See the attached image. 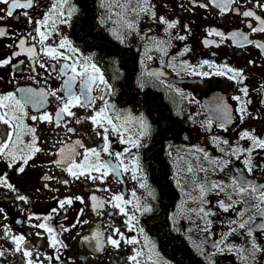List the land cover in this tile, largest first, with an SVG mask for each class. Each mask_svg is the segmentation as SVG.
Segmentation results:
<instances>
[{
    "label": "snow or ice",
    "instance_id": "snow-or-ice-1",
    "mask_svg": "<svg viewBox=\"0 0 264 264\" xmlns=\"http://www.w3.org/2000/svg\"><path fill=\"white\" fill-rule=\"evenodd\" d=\"M99 7L102 15L98 18V23L111 37L124 43L128 37L134 36L142 42L143 60L140 63L146 66L148 62L156 61L159 64V70H152L147 75L160 84H165L167 70H171L177 77L182 74L202 79L216 76L237 85L239 94L230 98L235 102V108L219 97L202 106L208 113L207 118L200 122L206 131H211L215 125L227 132L237 120L241 124L249 118L264 121V111L253 115L250 110L252 100L245 84L248 77L244 69L209 59H203L197 64L183 59L192 51L186 43L193 34L191 23H185L181 28L178 18L159 15L153 0H100ZM176 7L180 12L192 15H200L196 9L207 13L215 9L220 17L229 14L240 17L242 27L230 32L217 27L207 28L201 44L205 48L217 49L222 46L241 50L255 48L264 59V40L255 38L257 34L264 35V0H180ZM38 9L43 11L35 15ZM76 13L77 8L72 0H49L47 5H43L41 0H0V38L15 41L8 45L13 49L10 55L0 54V69L10 70L7 83L15 86L13 91L0 93V162L8 170L22 175L26 169L36 167L38 156L53 157L48 165L66 178L46 174L43 180H56L63 186L77 181L90 183L93 186L89 188L88 197L91 211L101 216L107 210L109 219L122 216L125 230L136 233L126 236L119 226L110 224L108 227L111 234H106L98 227L89 235L83 236L81 243L96 253L109 248L119 252L122 244L135 246L132 255L126 257L131 264H142L141 258H144L143 264H157L152 254L154 246L149 244L146 236L143 243L138 238L144 233V229L139 227L138 217L153 211L152 205L142 201L137 195L138 189H144L148 198H154L140 154V149L146 147L144 141L151 135L152 126L147 116L121 111L116 107L111 100L115 95L114 87L105 78L95 57L82 52L69 37L61 33L62 26H72ZM20 16L30 30L17 36L3 26L2 22ZM142 22H151V26L141 30ZM154 27H159L162 34H156ZM212 37L216 39H211ZM175 42H182L183 47L173 53ZM21 57L24 59H20ZM248 63L256 65L255 60H249ZM18 73L38 87L16 86ZM52 79L61 82L59 88L51 87L49 81ZM165 86L182 99H187L183 91L175 88L172 83ZM138 87L143 89L144 82L138 83ZM257 91L264 93V89ZM53 99L57 102L54 113L48 111L50 100ZM77 108L87 109L90 114L79 117L74 111ZM83 123L89 125L87 135L89 142L93 144L91 147L83 139H73L74 136L84 134L83 129L78 130L75 126ZM41 124L50 126L53 137L63 138L41 140L37 135ZM93 136L98 143L93 141ZM211 143L219 155L211 157L203 148L194 149V159L198 166L184 157H179L178 160L173 157L177 169L173 178L176 187L182 192L185 191V185L199 190V197H193V200H198L199 206L191 209L181 206L179 214L189 220L193 216L197 217L204 224L202 228L197 225L200 231L211 234L213 221L210 217L216 213L207 207L211 201L206 197L209 192L223 193L225 199L217 201L219 209L224 213L234 211L236 218L229 221L228 231L218 241L212 242L213 251L206 252L202 247L204 241L201 245H196V251L204 256L206 264H216L214 257L225 253L233 254L240 264H253L257 254L264 253V246L256 242L257 233L264 236V184L251 179L257 173L264 176V133L258 135L254 128L243 129L237 133L233 142L212 136ZM44 144L49 147L45 149L42 146ZM116 145L120 146L119 149ZM169 156L172 157L173 154L169 152ZM201 160L207 161L213 172L223 173L228 169V181L206 184L204 177L197 175L208 171L204 164L199 163ZM237 162L240 167L236 166ZM232 171L235 175H231ZM182 173L186 174L183 183ZM109 177L122 185L127 181L133 182L134 187L127 192L128 199L125 198V191H112L108 186ZM44 187L49 188V184L45 183ZM4 190L12 193V200L22 202L23 205L30 203L27 196L19 193L7 173L0 170V195L5 194ZM101 192L108 195L102 197L96 194ZM74 202L84 205L85 199L79 195L56 199V206L47 214H26L25 221H18L27 222L31 228L36 229L34 233L16 234L12 232L10 225L0 224V232H3L0 240L11 244L10 248L0 245V264H4L7 256L17 254L20 256L18 264H45V261L48 264H65L62 249H67L68 245L60 237L89 224V221L81 219L85 214L84 207L77 211L76 219L70 226L60 224L53 227L51 221L62 214L66 219V213ZM24 212L27 213V209ZM0 215L4 219L8 218L3 207H0ZM172 218H176V213ZM233 234L247 236L248 247L230 243L228 237ZM30 235L41 240L47 237L52 254L44 255L34 249L26 238ZM41 255H44L43 260L40 259Z\"/></svg>",
    "mask_w": 264,
    "mask_h": 264
},
{
    "label": "flooded vegetation",
    "instance_id": "flooded-vegetation-1",
    "mask_svg": "<svg viewBox=\"0 0 264 264\" xmlns=\"http://www.w3.org/2000/svg\"><path fill=\"white\" fill-rule=\"evenodd\" d=\"M78 1L83 3L81 9L76 5ZM86 1L89 3L94 2L92 13L94 14L95 22L100 28L99 30L103 31L97 32L94 44H89L83 38V47H77L85 54L95 57V61L101 67L105 78L112 83L115 95L111 97V100L116 107L121 111L147 116L152 126L151 135L146 137L144 141L146 147L140 149V154L147 183L149 189L154 193V198H148L147 191L144 189H138L137 195L142 201L150 203L153 211L138 217L139 227L144 229V233L140 234L138 238L143 243L146 236L149 244L154 246L152 254L153 260L157 264H206L204 256H201L196 251V245H201V242L204 241L202 247L206 252L213 251L211 248L212 242L218 241L220 236L228 231L229 221L236 218V213L234 211L222 212L218 207L217 201L225 199L224 194L209 192L206 199L211 201V203L207 207L216 213L210 217L213 221L211 234L200 231L204 224L197 217L193 216L189 220L184 215H180L181 206L185 209L199 206L198 200H193V197H199V190L192 188L191 185H185V191L182 192L176 187L173 178L177 169L173 163V157L177 160L179 157H184L192 160V163L198 166V162L194 159V149L203 148L211 157L219 155L211 143L212 136L226 138L233 142L236 140L238 132L243 129L253 128L260 135L264 133V121H256L249 118L241 124L237 120L227 132L217 128L215 125L211 131H206L200 124L208 116L206 109L202 106L219 97L227 100L235 108V102L230 98L239 94L237 85L226 78L216 76L202 79L182 74L177 77L171 70H167L168 75L165 78V84H160L147 75L152 70H159V64L156 61L148 62L146 66L140 63L143 60L141 41L133 36L128 37L124 43H120L114 37H111L98 23V18L102 15V10L99 7L100 0H72L77 8L72 25L79 19L78 13H90L91 15V9L87 8ZM179 2L180 0H153L159 15L178 18L181 28L183 24L191 23L193 34L186 43L191 47L192 51L183 59H187L192 64H197L203 59H209L214 60L216 63L227 62L234 68L244 69L248 77L245 84L249 88L252 100L250 110L253 115L264 111V93L257 91V89H264V66H261L264 65V59L261 58L259 50L255 48L241 50L228 46H222L218 49L205 48L201 44L207 28L217 27L225 32H230L233 29L242 27L241 18L231 14L220 17L215 9L211 10L210 13L202 9H196L200 15L180 12L176 7ZM41 3L47 5L49 0H41ZM40 11H43V9H38L35 15H39ZM2 23L10 32H15L17 36L21 32L30 30L22 16L7 19ZM149 26H151V22H142L140 24L141 30H146ZM71 27L62 26L60 31L63 35L69 37L76 46L72 37ZM154 31L158 35L162 34L159 27H154ZM102 36L104 39H101ZM255 38L264 40V35L257 34ZM211 39L216 38L212 37ZM14 42L11 38H0V54L10 55L13 49L9 48L8 45L14 44ZM182 47V42H175L172 52L176 53ZM213 52H215V55H212ZM20 59H24V57ZM249 60H255L256 65H250L248 63ZM9 71V69H0V93L13 91L15 88L13 84L7 83L10 78ZM17 77L18 85L16 86L38 87V85L33 84L32 81L24 78L19 73ZM140 82L145 84L143 89L138 87ZM49 83L53 88H59L61 85V82L56 79L50 80ZM167 83H172L175 88L181 89L187 99H182L175 92L170 91L165 86ZM190 100H193V102H189ZM56 103L54 99L50 100L49 112H55ZM163 108H165L164 111ZM74 111L79 117L90 114L87 109L77 108ZM29 112H32L30 108ZM29 123L31 122L29 121ZM75 126L78 130L83 129L84 134L74 136L73 139H83L89 147L93 146L89 142L87 135L89 125L83 123ZM37 135L40 136L41 140L63 138L53 137L50 126L44 124H41L37 129ZM93 141L98 143L94 136ZM42 146L45 149L49 147L47 144ZM116 147L119 149L120 146L116 145ZM169 152L173 154L172 157L169 156ZM52 158L45 155L38 156L35 161L36 167L26 169V172L22 175H17L13 170H8L4 167V163L0 162V170L7 173L19 193L27 196L30 201L29 204L23 205L22 202L12 200V193L4 190L5 194L0 195V207L5 209L8 218L4 219L0 215V224L10 225L12 232L16 234L34 233L36 229L31 228L27 222L18 223V221H25L26 214H47L52 207L56 206V199L79 195L84 197V205L74 202L66 213V219L65 215L62 214L51 221L53 227H58L60 224L70 226L76 219L77 211L81 207L85 209V214L81 219L89 221V224L74 229L70 233H64L60 237L68 245L67 249H62V257L65 264H131L126 257L132 255V249L135 246L122 244L119 252L109 248L103 252L96 253L86 244L81 243L83 236L89 235L98 227L106 234H111L108 227L110 224L119 226L126 236L136 235V233H129L125 230L122 216H115L109 219L106 214L107 210L101 216H97L91 211L88 197L90 195L89 188L93 186L90 183L86 184L84 181H77L68 186H63L56 180H43V176L46 174L66 178L57 169L48 165V161ZM199 163L204 164L208 168L206 173L197 174L204 177L206 184L213 181H228V169L223 173L213 172L212 166L207 161L201 160ZM236 166L240 167L238 162ZM231 175H235V172L232 171ZM185 176V173L181 174L182 183ZM251 179L264 184V176L259 173L251 177ZM45 183L49 184V188L44 187ZM108 186L111 187L113 192L125 191V198L128 199L127 192L131 191L134 184L131 181H127L126 184L122 185L117 183L112 177H109ZM55 189H58V191ZM96 194L102 197L108 195V193L103 192ZM248 206L250 205H245V207ZM24 209H27V213L24 212ZM174 213H176L175 219L172 218ZM197 225H200V228ZM0 236H3V232H0ZM26 238L29 244L34 249H38L40 253L44 255L52 254V250L48 247L47 237L43 240L38 239L35 235H30ZM228 241L237 246L248 247L247 236L233 234L228 237ZM256 242L264 246V236L257 233ZM0 245L5 248L11 247V244L6 240H0ZM44 255L40 256L41 260L44 259ZM214 259L216 264H240L238 259L230 253L217 255ZM19 260V254L16 256L9 255L4 264H18ZM141 260L143 264L144 258H141ZM262 262H264V253H258L253 264H262ZM45 264H48V262L45 261Z\"/></svg>",
    "mask_w": 264,
    "mask_h": 264
},
{
    "label": "trees",
    "instance_id": "trees-1",
    "mask_svg": "<svg viewBox=\"0 0 264 264\" xmlns=\"http://www.w3.org/2000/svg\"><path fill=\"white\" fill-rule=\"evenodd\" d=\"M82 4L83 3L81 1H78L76 3V5L79 9H81ZM86 5H87L88 9H91V11H90L91 15H90V13H83V14L78 13L79 19H81V21H79V19L76 20L71 27L72 37L76 43V46H82L83 47V45H84L83 38L89 44H94L97 32L103 31V30H99L100 28L98 27L97 23L95 22V17H94V14L92 13V11L94 10L93 6H92V5H94V2L89 3L86 1ZM164 110H165V108H163V111ZM159 113H157V114H159Z\"/></svg>",
    "mask_w": 264,
    "mask_h": 264
},
{
    "label": "water",
    "instance_id": "water-1",
    "mask_svg": "<svg viewBox=\"0 0 264 264\" xmlns=\"http://www.w3.org/2000/svg\"><path fill=\"white\" fill-rule=\"evenodd\" d=\"M206 105V104H205Z\"/></svg>",
    "mask_w": 264,
    "mask_h": 264
}]
</instances>
